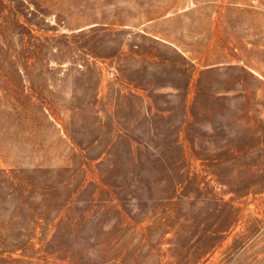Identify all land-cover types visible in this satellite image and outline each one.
Returning a JSON list of instances; mask_svg holds the SVG:
<instances>
[{
  "label": "rangeland",
  "instance_id": "obj_1",
  "mask_svg": "<svg viewBox=\"0 0 264 264\" xmlns=\"http://www.w3.org/2000/svg\"><path fill=\"white\" fill-rule=\"evenodd\" d=\"M0 264H264V0H0Z\"/></svg>",
  "mask_w": 264,
  "mask_h": 264
}]
</instances>
